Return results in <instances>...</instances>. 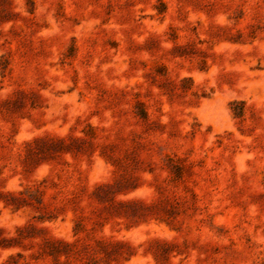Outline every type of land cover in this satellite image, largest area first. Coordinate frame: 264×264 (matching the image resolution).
<instances>
[{
  "label": "rangeland",
  "instance_id": "1",
  "mask_svg": "<svg viewBox=\"0 0 264 264\" xmlns=\"http://www.w3.org/2000/svg\"><path fill=\"white\" fill-rule=\"evenodd\" d=\"M0 264H264V0H0Z\"/></svg>",
  "mask_w": 264,
  "mask_h": 264
}]
</instances>
